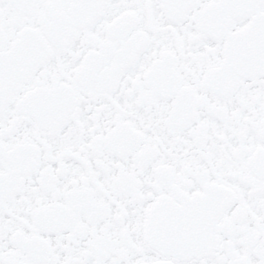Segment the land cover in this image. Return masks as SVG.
<instances>
[{"label": "snow or ice", "instance_id": "6c2138e0", "mask_svg": "<svg viewBox=\"0 0 264 264\" xmlns=\"http://www.w3.org/2000/svg\"><path fill=\"white\" fill-rule=\"evenodd\" d=\"M0 264H264V0H0Z\"/></svg>", "mask_w": 264, "mask_h": 264}]
</instances>
